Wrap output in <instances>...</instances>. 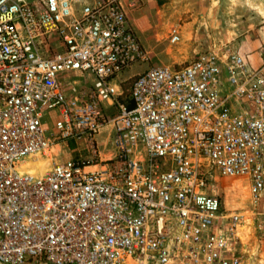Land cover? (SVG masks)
<instances>
[{"label":"built area","instance_id":"1","mask_svg":"<svg viewBox=\"0 0 264 264\" xmlns=\"http://www.w3.org/2000/svg\"><path fill=\"white\" fill-rule=\"evenodd\" d=\"M136 5L0 0V264L243 263L244 216L207 185L246 178L255 203L264 190V66L212 50L153 66L128 107L114 81L148 61L128 18ZM44 111L57 114L52 133ZM107 125L113 154L101 159ZM68 140L89 158L55 162ZM41 159L42 176L23 167Z\"/></svg>","mask_w":264,"mask_h":264},{"label":"rangeland","instance_id":"2","mask_svg":"<svg viewBox=\"0 0 264 264\" xmlns=\"http://www.w3.org/2000/svg\"><path fill=\"white\" fill-rule=\"evenodd\" d=\"M257 7H264V0H137L136 7L128 12V18L148 54V61L133 65L120 76L116 82L121 93L118 100L127 106L130 104L129 88L140 72L153 66L179 68L210 50L221 58L229 53L239 54L248 70L263 67L264 37L260 30L264 26V15L258 13ZM173 30L179 33L176 43L170 42ZM255 61L259 64L254 65ZM74 75L77 73L68 74L73 79ZM76 79L88 87L95 77L84 73ZM106 110V116L112 118L115 109ZM56 120L55 112H43L42 122L48 133L55 131ZM108 127L112 128V125L105 126V130ZM83 144L81 153L86 155L89 146L86 142ZM97 148L100 155L113 154L111 144H105L104 138L97 137ZM55 152L58 153L57 149ZM64 154V151L59 152L54 161L67 160ZM40 163L46 171L51 162L48 159ZM32 168L36 169L35 175L40 173L35 166ZM210 179L207 192L218 196L225 210L244 216L242 264H264V190L255 203L246 178L213 174Z\"/></svg>","mask_w":264,"mask_h":264},{"label":"crops","instance_id":"3","mask_svg":"<svg viewBox=\"0 0 264 264\" xmlns=\"http://www.w3.org/2000/svg\"><path fill=\"white\" fill-rule=\"evenodd\" d=\"M258 13L264 15V7H257ZM263 33L264 37V26L261 27L260 30ZM264 44V42H263ZM255 59V55H252ZM260 60H262L260 58ZM259 61H255L254 65H258ZM129 71V70H128ZM128 73V72H127ZM115 83L117 81H114ZM111 127H108L106 130L103 128L98 135L99 138H104L105 144L108 143L109 137L111 136ZM55 149H57L58 153L61 151H64L65 159H74V160H85L89 158V154L83 155L81 151L84 149V144L80 140H68L62 144H59L58 146L53 147V152H55ZM57 153V154H58ZM112 154V153H111ZM109 154V152L101 154L100 157L101 159H106L108 157H111L112 155ZM84 156V157H83Z\"/></svg>","mask_w":264,"mask_h":264},{"label":"bare ground","instance_id":"4","mask_svg":"<svg viewBox=\"0 0 264 264\" xmlns=\"http://www.w3.org/2000/svg\"><path fill=\"white\" fill-rule=\"evenodd\" d=\"M50 156H51V154L48 153V154H47V157L50 158ZM45 160H46V159H45ZM47 160H48V159H47ZM42 161H44V160L41 159V160H32V161H28V162H25V163L23 164V167L26 169V171H27L28 173H30V174H35V173H36V169L32 168V166H35V167L40 171V173H38L39 176H42V175L45 173L44 169L42 170V163H40V162H42ZM38 174H37V175H38Z\"/></svg>","mask_w":264,"mask_h":264},{"label":"trees","instance_id":"5","mask_svg":"<svg viewBox=\"0 0 264 264\" xmlns=\"http://www.w3.org/2000/svg\"><path fill=\"white\" fill-rule=\"evenodd\" d=\"M128 107H131V103L128 105Z\"/></svg>","mask_w":264,"mask_h":264}]
</instances>
